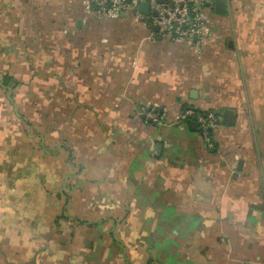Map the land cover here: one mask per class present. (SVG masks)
<instances>
[{"label":"crops","instance_id":"1","mask_svg":"<svg viewBox=\"0 0 264 264\" xmlns=\"http://www.w3.org/2000/svg\"><path fill=\"white\" fill-rule=\"evenodd\" d=\"M225 1L202 39L0 0V264H264V0Z\"/></svg>","mask_w":264,"mask_h":264},{"label":"built area","instance_id":"2","mask_svg":"<svg viewBox=\"0 0 264 264\" xmlns=\"http://www.w3.org/2000/svg\"><path fill=\"white\" fill-rule=\"evenodd\" d=\"M98 16H115L123 12L132 13L137 19H145L152 27H156L155 34L162 37L196 36L207 38L211 32V22L205 16L206 8L214 0H87ZM141 1L149 3V14L139 12ZM156 11L157 15L152 12ZM148 117L158 121L157 113L148 112ZM178 118L192 122L197 126L207 145L211 144V133L222 122V116L214 110L196 111L189 107L182 109Z\"/></svg>","mask_w":264,"mask_h":264},{"label":"water","instance_id":"3","mask_svg":"<svg viewBox=\"0 0 264 264\" xmlns=\"http://www.w3.org/2000/svg\"><path fill=\"white\" fill-rule=\"evenodd\" d=\"M160 1V0H158ZM214 7L216 13L224 14L227 12V5L225 0H214ZM139 12L142 14L148 15L149 14V3L145 1H141L138 6ZM153 15H157L156 11L152 12ZM231 116L230 111H225L223 114V118L225 121H227V117ZM229 119V118H228Z\"/></svg>","mask_w":264,"mask_h":264},{"label":"trees","instance_id":"4","mask_svg":"<svg viewBox=\"0 0 264 264\" xmlns=\"http://www.w3.org/2000/svg\"><path fill=\"white\" fill-rule=\"evenodd\" d=\"M184 108H187V107H184ZM190 108V107H189ZM192 109V108H191ZM196 111H198V110H196ZM188 122H190V121H188ZM190 123H192V122H190ZM153 264H160V263H153Z\"/></svg>","mask_w":264,"mask_h":264}]
</instances>
